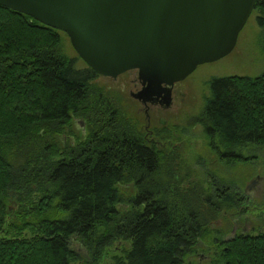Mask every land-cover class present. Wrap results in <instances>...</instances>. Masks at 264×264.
I'll list each match as a JSON object with an SVG mask.
<instances>
[{"label": "trees", "instance_id": "obj_1", "mask_svg": "<svg viewBox=\"0 0 264 264\" xmlns=\"http://www.w3.org/2000/svg\"><path fill=\"white\" fill-rule=\"evenodd\" d=\"M253 12L264 31V0ZM61 31L0 5V264H89L75 240L96 264L123 240L108 264H188L201 241L219 246L214 264H264V229L224 241L229 229L213 223L247 212L248 196L212 169L214 190L175 159L162 167L100 75L62 51ZM210 88L199 123L219 161L264 156V72ZM75 117L93 129L64 145ZM131 182L141 201L125 199L120 184Z\"/></svg>", "mask_w": 264, "mask_h": 264}, {"label": "water", "instance_id": "obj_2", "mask_svg": "<svg viewBox=\"0 0 264 264\" xmlns=\"http://www.w3.org/2000/svg\"><path fill=\"white\" fill-rule=\"evenodd\" d=\"M256 0H0L62 30L99 75L133 69L147 92H171L200 64L236 46ZM171 95L166 101L170 104ZM248 182L247 187L254 183Z\"/></svg>", "mask_w": 264, "mask_h": 264}, {"label": "rangeland", "instance_id": "obj_3", "mask_svg": "<svg viewBox=\"0 0 264 264\" xmlns=\"http://www.w3.org/2000/svg\"><path fill=\"white\" fill-rule=\"evenodd\" d=\"M263 32V28L257 20V13L252 12L239 34L235 48L229 54L218 60L200 64L185 79L176 82L174 100L170 108L154 107L151 110L152 122L150 126L158 131L161 130V132L162 129L166 128L163 133L167 140L182 149L179 153L180 162L178 160L176 162L179 163L177 166H184L187 170L188 173L186 172L184 175L194 176L214 190L216 185H214V179L210 175L212 169L213 172L228 178L234 184L233 188L237 192L240 190L245 194L247 182L260 176L255 185L248 189L251 193H249L248 202L246 201L245 204L248 205L247 212L244 211L240 216L235 215L240 218L239 227L235 228L229 222L228 215L227 221L221 217L214 220L218 227L227 228L229 232L234 229L236 232H240L242 227L250 232L264 229V156L262 154L259 158L241 161L235 165H228L222 160L219 161L215 153L208 147L204 127L199 123V120L210 96V81L213 78L225 75L256 76L264 72ZM61 34L63 37L62 51L70 57L78 58L79 55L74 49L70 37L64 31H61ZM78 59H80L81 65L85 64L82 58L79 57ZM137 77L138 71L134 69L120 75L117 79L98 76L95 82L98 87L106 92V94L104 93L106 97L113 99L120 113L136 122L141 132L145 134L143 129L147 125V119L141 110V104L129 95ZM78 119L83 120L80 117L74 118L72 121L73 128H75V122ZM158 136L162 137V133L158 132ZM80 137L83 138L84 136L81 135ZM180 168L184 169L183 167ZM122 192L125 199H128L134 195L136 188L132 186L130 189H123ZM73 247L84 257L83 259L90 262L89 264H96L80 240L73 241ZM128 247L129 243L125 240L121 241L118 246L107 247L99 263L108 264L115 254L124 253ZM189 261L198 264V256L190 257Z\"/></svg>", "mask_w": 264, "mask_h": 264}, {"label": "flooded vegetation", "instance_id": "obj_4", "mask_svg": "<svg viewBox=\"0 0 264 264\" xmlns=\"http://www.w3.org/2000/svg\"><path fill=\"white\" fill-rule=\"evenodd\" d=\"M129 71H127V72H129ZM100 76H103V75H100ZM104 77L113 78V77H108V76H104ZM117 78H113V79H117ZM146 88H147V86L143 83V81L139 77V71H138V77L134 81L133 88L129 91V95L131 96L132 99H134L136 102L141 104V110H143L144 115L147 119V125H146V127H144L143 131L145 130L144 137H145L147 143H149L152 146V147H148V149L153 151L155 153V155L161 156L160 159L163 160V162H164V164H162V165H164L166 167V170H167L171 166L170 162L172 163L174 159L179 161V156H180L179 153L182 151V149L177 147L176 145H174L171 141L167 140V137L164 136V133H163V131L166 128L162 129V132H161V130L158 131L156 128H152L150 126L151 122H152V119L150 117L152 115L151 110H153L154 107H160V108L168 109L172 106L173 100H174V86H173L171 92L169 90V87L166 85L161 86L160 90H156L154 92H147ZM168 94L171 95L170 104H168L166 101ZM75 118H78V117H75ZM89 128H91V127H89V124L87 123V121H85V120L83 121L81 119L76 120L75 128H73V131H69L68 133H66L63 136L64 145L66 144L67 141H70L72 146H75L76 144H78V142L81 138L80 137L81 135L84 136V139L88 138L87 135H89L90 130L93 129V128H91V129H89ZM158 132H160V134L162 133V137L158 136ZM259 179H260V176H257V179H254L255 181L250 187L246 186L247 188L245 191H246L247 196H249V193H251V191L248 189L251 188L252 186H254L255 183ZM247 184H248V182H247ZM120 185H121L120 187L122 190L126 189V188L130 189L132 186H134L136 188V186L132 182L131 183H121ZM141 199H142L141 194H139L137 189H136V192H134V195L133 196L131 195L128 198V200H130V202H136L137 200L141 201ZM126 206H127V203H125V202H121L118 205V207H123V209ZM241 213L242 212L240 210L239 211L236 210V211H233V212L227 214L229 219L231 220V221L229 220V222L232 223V225H234L235 228L239 227V225H240L239 224L240 218L236 217V216H240ZM213 223H216V221H214ZM218 228H220V227H218ZM238 233L249 234L251 232L248 231L245 227H242L240 232H236L234 229L233 231L228 232L225 235L223 240L228 241L229 239H231L232 237H234ZM198 245H199V251L196 254L189 256L187 258L188 264H196L195 262L193 263V261H189L190 257L196 256V255L198 256V264H214L215 259L217 257L218 247L211 246L206 241H201L200 243H198Z\"/></svg>", "mask_w": 264, "mask_h": 264}]
</instances>
